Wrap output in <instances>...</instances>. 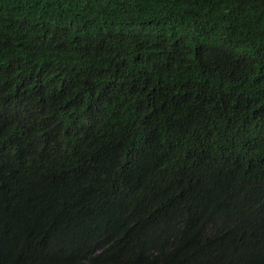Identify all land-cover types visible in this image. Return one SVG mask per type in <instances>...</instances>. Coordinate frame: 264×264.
<instances>
[{"label": "trees", "instance_id": "obj_1", "mask_svg": "<svg viewBox=\"0 0 264 264\" xmlns=\"http://www.w3.org/2000/svg\"><path fill=\"white\" fill-rule=\"evenodd\" d=\"M252 245L264 0H0V264H264Z\"/></svg>", "mask_w": 264, "mask_h": 264}, {"label": "clouds", "instance_id": "obj_2", "mask_svg": "<svg viewBox=\"0 0 264 264\" xmlns=\"http://www.w3.org/2000/svg\"><path fill=\"white\" fill-rule=\"evenodd\" d=\"M224 210L225 207L219 208V213H216V220L214 225L207 223V227L205 228V230H210V235L214 234V232H225L223 228H227L228 225L234 220L230 217L228 213L224 212ZM245 252L246 262H255L264 258V246L259 248L256 245H252L250 247L245 248Z\"/></svg>", "mask_w": 264, "mask_h": 264}, {"label": "bare ground", "instance_id": "obj_3", "mask_svg": "<svg viewBox=\"0 0 264 264\" xmlns=\"http://www.w3.org/2000/svg\"><path fill=\"white\" fill-rule=\"evenodd\" d=\"M62 240V239H61ZM74 242V241H73ZM63 256V255H62ZM110 256V255H109ZM65 259V258H64ZM67 260V259H66Z\"/></svg>", "mask_w": 264, "mask_h": 264}]
</instances>
